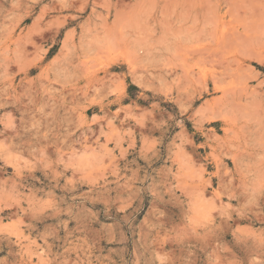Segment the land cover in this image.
I'll return each mask as SVG.
<instances>
[{"label":"rangeland","instance_id":"374dc122","mask_svg":"<svg viewBox=\"0 0 264 264\" xmlns=\"http://www.w3.org/2000/svg\"><path fill=\"white\" fill-rule=\"evenodd\" d=\"M0 264H264V0H0Z\"/></svg>","mask_w":264,"mask_h":264}]
</instances>
